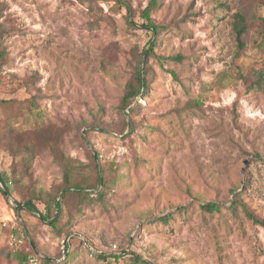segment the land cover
<instances>
[{"label": "rangeland", "instance_id": "374dc122", "mask_svg": "<svg viewBox=\"0 0 264 264\" xmlns=\"http://www.w3.org/2000/svg\"><path fill=\"white\" fill-rule=\"evenodd\" d=\"M149 1L0 0V129L20 112L12 126L40 128L91 180L97 167L106 194L68 199L60 235L17 211L28 185L49 192L62 182L43 147L21 189L7 183L5 196L0 186V264H125L129 254L147 264H264V228L229 210L239 194L264 220V0H156L158 36L141 16ZM237 13L248 25L242 52ZM140 67L147 93L128 114L119 103ZM20 160L0 148V174L13 180ZM205 203L220 213L202 212ZM18 251L47 261L20 262Z\"/></svg>", "mask_w": 264, "mask_h": 264}, {"label": "trees", "instance_id": "16d2710c", "mask_svg": "<svg viewBox=\"0 0 264 264\" xmlns=\"http://www.w3.org/2000/svg\"><path fill=\"white\" fill-rule=\"evenodd\" d=\"M156 6V0H150L148 6L142 12L141 16L146 21L148 28H150L151 31L158 36L161 34L164 28L155 26L149 18L150 11L153 10ZM247 30L248 25L244 17L239 13L235 14L233 16L232 22V33L238 52H242L245 48L243 38L246 35ZM155 43L156 38H154L150 42V46L153 47ZM152 47H150L149 49L151 50ZM146 55H148V53H144V56ZM4 62V50L0 49V67L4 65ZM147 76V69L140 67L135 70L133 80L126 85L124 93L120 100V110H126L127 113L130 114L133 112V110L139 107L136 104L137 101L145 98L147 93ZM132 104L134 105L132 106ZM196 105H199V103L196 102ZM18 115H20V112H10L8 114V117L5 118V124L2 125V128L0 129V148L8 152L9 155L13 158L21 157L19 164L16 166L17 169L12 170L13 180H10L9 178H3V176L0 174V184L3 188V194L5 196L9 195L7 183L18 185V188H20V181L28 178L30 175V166L36 153H38L43 147L49 149L51 154L53 155V158L62 168V182L58 187L53 188L49 192H45L28 185L27 192L21 198V201L19 203L15 202V206L17 211L23 210L37 216L42 223L49 225L51 230L56 235H60L65 230V228L68 229V227H70L71 225V220L69 219L68 223L65 226L61 228L57 227L59 219L62 215L63 208L66 206L68 199L72 201L75 200L76 205L78 206L84 203H89L91 201L101 202L104 199L106 194L103 190L104 183L101 174L97 167L94 166L92 170L93 179L91 180L92 177H90L88 175V172H86L84 169L77 167L67 158L59 157V154L55 149V143L53 142L54 138L41 133L40 128H36L34 130L25 129L23 131H19V128H15L11 125L12 123L9 122L11 119L17 118ZM17 130L19 131V133L17 132ZM28 139H33L35 144L30 142ZM12 140L13 143L11 142ZM239 199L240 195L236 194V196L232 200V206L229 208V210H231V212L234 214L237 209L235 206L238 205L239 207H241L242 212L249 221L264 228V220L257 218L255 215L249 212L248 209L239 202ZM38 205H42V210L37 207ZM199 209L207 214L220 213L221 211V207L215 203L202 204L199 206ZM178 210L181 209L178 208ZM169 218L170 216H163L156 219V221H162L166 223ZM125 257H127L125 258V264H147L144 260H142L135 254H129V256ZM16 258L23 263H29L36 260L40 262L47 261L46 257L43 255L40 258L36 256L35 253L28 254L21 251H18L16 253ZM97 258L101 259L105 257L100 254L97 255Z\"/></svg>", "mask_w": 264, "mask_h": 264}, {"label": "crops", "instance_id": "0c3cea01", "mask_svg": "<svg viewBox=\"0 0 264 264\" xmlns=\"http://www.w3.org/2000/svg\"><path fill=\"white\" fill-rule=\"evenodd\" d=\"M3 176V178H6V176L5 175H2Z\"/></svg>", "mask_w": 264, "mask_h": 264}, {"label": "built area", "instance_id": "2783aa9c", "mask_svg": "<svg viewBox=\"0 0 264 264\" xmlns=\"http://www.w3.org/2000/svg\"><path fill=\"white\" fill-rule=\"evenodd\" d=\"M0 186H1V184H0ZM2 187V186H1Z\"/></svg>", "mask_w": 264, "mask_h": 264}]
</instances>
